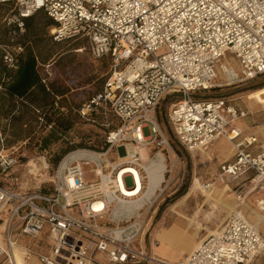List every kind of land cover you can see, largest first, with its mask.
Segmentation results:
<instances>
[{
	"label": "built area",
	"instance_id": "1",
	"mask_svg": "<svg viewBox=\"0 0 264 264\" xmlns=\"http://www.w3.org/2000/svg\"><path fill=\"white\" fill-rule=\"evenodd\" d=\"M5 3L12 4L2 18L14 27L12 42L25 31V19L42 10L54 22V42L80 40L92 59L110 58L102 90L80 114L100 108L118 121L115 126L104 123L109 130L102 150L76 147L67 152L49 177L47 191L17 190L9 184L18 158L0 150L5 242L0 239V256L5 264H19L17 227L33 238L48 231L49 253L24 248L42 264H248L264 250V238L239 213L182 260L167 262L142 247L151 210L179 158L158 121L159 105L168 95L178 97L170 103L167 119L188 151L206 148L221 135L232 140L227 126L247 115L240 103L227 96L195 100L193 93L264 75V0H0ZM22 49L20 44L2 46L7 67L15 66ZM227 53L240 73L222 62ZM216 68L224 76L221 82L215 81ZM255 141L246 137L232 142L234 159L220 165L217 181L230 183L251 171L248 187L264 190V148L247 150ZM127 144L130 153L124 149ZM141 148L153 152L142 158ZM156 161L164 162L162 179L149 194L146 166ZM86 165L95 177L92 182L84 179ZM244 187L246 183H236L239 194ZM256 205L264 213V196Z\"/></svg>",
	"mask_w": 264,
	"mask_h": 264
},
{
	"label": "trees",
	"instance_id": "2",
	"mask_svg": "<svg viewBox=\"0 0 264 264\" xmlns=\"http://www.w3.org/2000/svg\"><path fill=\"white\" fill-rule=\"evenodd\" d=\"M39 11L31 15L27 22L26 37L22 42L4 44H20L23 47L15 58V70H9L3 62L4 45L0 46V75L3 73L8 78L6 81H0L3 87V91H0V143L4 148H8L28 142L38 152H47L50 164L56 167L59 160L74 147L102 150L109 128L105 127L102 118H91L92 123L101 126L100 140L89 142V136H79L77 141L73 140V137H76V125L81 118V104L74 98V95L78 96L80 93L73 92L81 84L76 81V66H73L75 60L72 57L76 55L73 54L74 49L80 46L77 47L78 43H74L69 48H63L67 42L51 43L46 28L54 26V22L45 19L43 13L38 15ZM98 62L106 69L110 65V58L104 57ZM95 77L97 78L92 74L87 78L88 84L94 82L88 98L102 90L107 78ZM257 85V89L264 87V81H259ZM225 96L227 95L214 93V89L193 93L195 100H211ZM177 98L168 95L162 102H171ZM160 113L159 111V118ZM117 124L118 121L115 125ZM32 164L36 165L34 162ZM185 191L186 186H183L172 200L183 195Z\"/></svg>",
	"mask_w": 264,
	"mask_h": 264
},
{
	"label": "crops",
	"instance_id": "3",
	"mask_svg": "<svg viewBox=\"0 0 264 264\" xmlns=\"http://www.w3.org/2000/svg\"><path fill=\"white\" fill-rule=\"evenodd\" d=\"M11 11L12 4H0V46L9 42L12 43L11 38L14 27L6 26L2 21V18ZM40 13H43L45 19L51 20L44 11L40 10L38 15ZM30 17L25 19V31L16 34L13 42H22L25 39L26 26ZM52 26L46 28L50 42L60 43L54 42L51 38L50 30ZM8 69L15 70L14 67ZM6 76L2 73L0 81L8 80ZM261 78H264V75L257 79L261 81ZM0 91H3L1 85ZM241 99V108L247 115L230 122L227 126L226 133L232 140L221 135L216 137L206 148L194 151L195 170L199 168L202 171L205 166L204 172H199V174H196V172L194 174L185 195L172 206L174 219L154 231L153 240L156 241V244L151 245L149 241L146 246L143 243L142 247L147 253L167 262H176L184 259L209 234L219 231L233 213L241 214L249 223L254 224L253 220L248 216L250 212H253L250 207L259 211L256 203L264 196V190L249 188L240 194L234 191L236 183L248 180L252 172L249 171L230 183L220 182L216 179L220 165L234 159L235 149L232 142H238L246 137H255L256 141L248 146L247 150L257 152L264 148V87L246 93ZM215 179L216 181L210 183L211 186L205 191H202L198 185L192 191H189L194 180L201 184ZM15 189L22 190L19 187H15ZM48 189L49 186L41 190L47 191ZM258 232L264 238V229L258 230ZM161 237L162 239H160ZM14 238L20 245L17 249L19 264H42L35 253L29 252L24 248L30 247L36 253H49L51 238L46 229L36 238H33L22 234L20 228L17 227ZM0 239L4 244L1 229ZM190 239H192V243L188 244L187 242ZM5 262V257L1 255L0 264H5ZM248 264H264V250Z\"/></svg>",
	"mask_w": 264,
	"mask_h": 264
},
{
	"label": "rangeland",
	"instance_id": "4",
	"mask_svg": "<svg viewBox=\"0 0 264 264\" xmlns=\"http://www.w3.org/2000/svg\"><path fill=\"white\" fill-rule=\"evenodd\" d=\"M67 42L63 48H69L72 44L78 43L79 48L74 49L76 54L75 56H70L74 58L75 64L73 66L75 67L74 74L76 75V81L81 84L79 88L74 89V94L79 92L78 96L74 95V98L77 100L76 102L80 105L79 113L83 105L91 99L88 98V93L90 90L93 89L94 82L87 83L90 75H96L97 78H100L101 76H108L110 73V65L108 68L104 69L101 66V62H98L100 59L95 60L92 59L91 56L88 54L87 50L84 49L83 45L84 43L80 40L74 41V40H68L63 41ZM61 43V42H60ZM81 49V51H79ZM222 62L229 64L233 67L234 71L237 73H240V68L237 63V61L234 59V57L227 53L225 58L222 60ZM217 78L216 82H221L224 80V76L219 70V68H216ZM94 78V79H95ZM95 79V80H96ZM262 81H264V78H261ZM260 79L256 80L254 79L251 81L246 82H240L236 84H232L229 86H221L214 88V93L216 94H225L227 97L235 98L241 105V98L243 95H245L248 92H251L254 89H257L258 83ZM174 96V95H173ZM165 99V98H164ZM163 99V100H164ZM162 100V101H163ZM172 102V101H171ZM170 101H164L161 102L158 108L157 117L159 111L161 112L160 118L158 117V121L160 122L161 127L167 134L170 142L171 148L174 150V152L178 155L177 162H175L174 170L169 178V181L167 185L164 188L163 193L158 196L156 202L154 203V206L152 208L151 212V219L149 221L145 236H144V242L146 246L149 244L155 245L156 241L153 240V233L156 229H159L167 222H170L174 219L172 214V206L179 201V199L185 195L189 188L190 181L194 174H199V172H204L205 166L202 168V171L197 168L195 170V163H194V151H188L186 150L176 139L174 136V133L172 131V128L170 127V124L168 123L167 119V113L170 106ZM81 118L80 121L77 123V128L75 129V136L73 137L74 141H77L79 136H89L90 140L89 142H92V140H100V134L101 132V126H99L97 123H92L91 120L102 118V121L104 123L108 122L111 126H115L117 123L116 118H114L111 114L105 115L100 108L95 109L91 112V114L82 116L80 114ZM92 118V119H91ZM42 123V122H41ZM102 125V124H101ZM103 128V127H102ZM144 134L147 135L148 131L147 129H144ZM1 142V141H0ZM76 148V147H74ZM125 151L126 153L132 152V146L130 144L125 145ZM0 150H5L6 152H13V154L18 158V164L13 168L12 178L14 179L9 180V184H13L14 187H19L22 190H34L36 188L44 189L45 187L49 186V177L51 176L52 172L54 171L55 167H52L48 160L47 152H38L35 147L30 145L28 142H22L19 145H15L13 147L4 148V146L0 143ZM153 152V149L146 150L144 148H141L139 150V154L142 158H147L151 153ZM35 163L36 166L39 168V172L37 176L32 175L30 173V170L32 166L30 164ZM169 163V161L167 162ZM199 167V166H198ZM91 167L86 165L83 166V172H84V179L87 182H92L95 180V177L93 173L90 171ZM217 179V178H216ZM215 180H209L207 183H212ZM126 183L128 185L131 184V180L128 178L126 180ZM244 183H246L247 187H244L243 191L251 188L248 187V180H245ZM205 183L198 184L196 180L193 181L189 191H192L197 185H203ZM186 186V191L183 195L176 198L175 200H172V198L177 194V192L183 187ZM211 186V185H210ZM209 186V187H210ZM209 187L204 188L207 190ZM201 190L203 188H200ZM235 192H237V188L235 186L234 188ZM188 191V192H189ZM257 204V203H256ZM163 206V208H162ZM250 207V206H249ZM254 208L250 207V210H253ZM261 213V212H260ZM5 214V213H4ZM264 215V213H261ZM3 215V213H2ZM4 216V215H3ZM257 225V230L264 229V218H262ZM163 236V235H162ZM150 239V240H149ZM162 239V237L160 238ZM154 242V243H153ZM189 243H192V239L189 240ZM255 259V258H254Z\"/></svg>",
	"mask_w": 264,
	"mask_h": 264
},
{
	"label": "bare ground",
	"instance_id": "5",
	"mask_svg": "<svg viewBox=\"0 0 264 264\" xmlns=\"http://www.w3.org/2000/svg\"><path fill=\"white\" fill-rule=\"evenodd\" d=\"M79 51H81V49H79ZM230 67L234 71L233 67L232 66H230ZM30 165L32 166L30 173H32V175H34V176H37L38 172H39V168L34 164H30ZM146 169H147L148 176H149L148 193L152 194L155 187L158 185L159 181L162 179V171L164 169V162H161V161L150 162L149 164H147ZM139 187L140 186L138 184V188ZM199 187L203 188L202 191H205V189L202 185H199ZM133 194H135V193H133ZM261 213L259 211H253V212H250L248 214L249 218L251 220H253V223H254L253 225H255L256 228H257L256 224L259 223V221H261L262 218H264V215H262Z\"/></svg>",
	"mask_w": 264,
	"mask_h": 264
}]
</instances>
